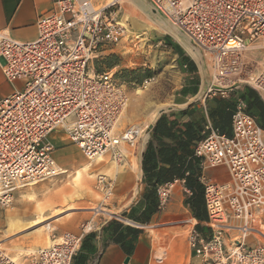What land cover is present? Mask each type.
<instances>
[{"label":"built area","instance_id":"1","mask_svg":"<svg viewBox=\"0 0 264 264\" xmlns=\"http://www.w3.org/2000/svg\"><path fill=\"white\" fill-rule=\"evenodd\" d=\"M122 1L53 0V9L38 19L33 41L0 30V85L14 86L0 99L1 205H11L18 191L57 173L55 133L89 160L115 154L120 163L121 144L136 147L143 139L139 125L122 126L130 104L127 87L114 69L96 68L127 34L118 19ZM146 1L211 57L209 96L227 98L228 90L243 84L264 93V70L246 74L243 60L248 44L264 43V0ZM203 135L195 155L205 169L227 170L229 180L201 179L209 234L191 231L194 264H264V129L238 100L232 135L210 124ZM99 180L105 188V179ZM176 182L157 188L160 210ZM66 236L70 258L65 261L73 264L83 236L77 247L79 238ZM52 249L11 256L0 245V264H52Z\"/></svg>","mask_w":264,"mask_h":264},{"label":"rangeland","instance_id":"2","mask_svg":"<svg viewBox=\"0 0 264 264\" xmlns=\"http://www.w3.org/2000/svg\"><path fill=\"white\" fill-rule=\"evenodd\" d=\"M138 2L144 3L152 16ZM118 12V19L127 27V34L115 51L96 62V68L100 72L114 69L117 78L127 87L130 104L122 126L135 124L142 127L146 119L166 106L172 107L164 110L179 108L189 100L215 98L208 94L213 79L209 54L181 35L157 13L151 12L146 0H123ZM255 45L262 46L264 43L248 44L249 47ZM254 52L243 51L246 74L259 73L264 66V53ZM183 55L195 62V72L182 65ZM13 89V85L2 83L0 98ZM142 142L143 139L135 148H128L130 153L121 163H116L110 155L95 163L68 142L58 147L55 159L64 173L21 189L9 206L0 204L1 247L13 256L23 255L27 250L31 252L51 244L47 225L52 227V233L55 232V240L78 226L74 234L79 237L84 229V226L80 227L82 224L91 222L94 226V218H99L98 223L101 224L119 215L141 192V175L133 168L139 164ZM224 173L216 171L211 175L224 180ZM98 176L105 178V188L99 184ZM176 186L178 188L174 195H170L167 206L150 231L155 246L159 247L160 243V256L166 264H194L196 259L189 245V228L196 229L195 222H189L190 212L184 200L185 193L181 192V184ZM108 191L110 194L104 202L103 195ZM108 211L115 215L111 216ZM65 221L70 227L64 228L67 225Z\"/></svg>","mask_w":264,"mask_h":264},{"label":"crops","instance_id":"3","mask_svg":"<svg viewBox=\"0 0 264 264\" xmlns=\"http://www.w3.org/2000/svg\"><path fill=\"white\" fill-rule=\"evenodd\" d=\"M138 3L150 14L144 3ZM53 7V0H0V30H8L11 36L18 41H33L38 37V19L40 16L50 12ZM150 10L154 12L151 7ZM189 59L193 62L191 58ZM193 64L195 65V62H193ZM200 91H202V89H200ZM12 92L13 90L11 92H6L1 98L10 95ZM189 97H187V99ZM243 97H245V99ZM242 98L247 104L248 113V105L255 101L258 103L257 106H260L262 110H264V94L251 86L240 85L238 88L231 90L227 98L218 97L220 102L214 98L208 100H189L179 108H170L159 113L155 120L145 129L143 137L139 161L142 182L141 192L137 195L136 199L133 200L132 204L119 215H115L111 211H108L111 216L115 215L114 218L106 220L101 224L98 223L99 218L92 219L94 227L83 235L74 264H166L162 256H160V248L157 249V245L155 246L154 244V236L152 231H150V228L153 226L154 221L161 211L158 206L156 212L152 214L148 213L150 205L145 199V194L150 185L144 175V156L150 144H152L151 150L153 151L154 149L155 154L157 156L159 155L155 139L160 138L162 140V146H169L176 154L177 159L182 158V161H194V163H197V167L200 170L197 177L201 185H203L201 182L203 177L211 178L219 182H227L229 180L227 171L223 168L205 169L202 165V161L194 155V148L198 139L204 136L203 133L208 124L218 129L222 134L232 135V116L237 101ZM260 114L261 112L259 115H250L253 116L258 123ZM162 117L166 118L168 126L172 127L173 138H162L154 132ZM188 128H190L191 133L187 131ZM52 140L57 147L64 146L66 142L70 143L67 138L60 133L53 134ZM185 144L188 146L187 148H185ZM161 167L168 168L169 165L158 160L156 170L158 171ZM216 171L225 172L226 179L222 180L216 175H211V173L215 174ZM61 172L64 173L65 171L61 170ZM89 174L92 177L95 176L91 173ZM186 175H189V173ZM175 181H177L176 184H181V192L185 193V189H187L186 179L181 178L174 180V182ZM191 195V191L189 194L185 193V203ZM187 208L190 212L189 222L192 224L195 222L194 225L202 226L203 233L206 235L209 234L207 231L208 229L204 225L208 222L206 204V220L196 219L189 204H187ZM91 217L92 216L87 219L89 220ZM66 223V227H63H70L68 222ZM78 229L79 226L72 228V230L68 232L75 233ZM193 229L194 228H189V231L191 232ZM170 264L175 263L171 262Z\"/></svg>","mask_w":264,"mask_h":264},{"label":"trees","instance_id":"4","mask_svg":"<svg viewBox=\"0 0 264 264\" xmlns=\"http://www.w3.org/2000/svg\"><path fill=\"white\" fill-rule=\"evenodd\" d=\"M182 59H183L182 65L186 66L190 72L193 73L196 71L195 65L193 64L192 61H190V59L187 56L183 55ZM243 98L245 99V97ZM243 98L241 99L242 101H244ZM214 99L220 102V99H218V97H215ZM257 105L258 103L256 101L254 103H250V105H248V111L253 116L259 115V113L261 112L260 120H258V124L262 129H264V110H262V108ZM168 107H172V106L164 107L160 109L158 113ZM187 131L191 133L190 128H188ZM154 132L160 135V137L162 138L163 137L173 138L172 127L168 126L166 118L164 117H162L159 120ZM227 136H231V135L228 134ZM203 138L204 136H201L197 142H199ZM155 140H156V143L155 142L154 143L157 145V151L159 152V155L157 156L155 154L154 149L153 151L151 150L152 144H150L148 151L146 152L144 156V161H143L144 175L150 185V187L147 188L146 194H145V199L146 201L149 202V205H150L148 213L152 214L157 211V208L159 206L157 188L159 186H162L170 182H174V180L176 179L185 178L186 187L192 193V195L187 199L186 203L191 206L193 215L196 219L206 220L207 218H206V212H205L204 188H203V185H201L200 182L198 181L197 176L199 175L200 170L197 167V163H194V161L185 162V161H182V158L177 159L176 154L169 146H162V140L160 138H157ZM187 147L188 146L185 144V148ZM188 154H189V151H188ZM194 155H195V150H194ZM199 159L202 161L201 158ZM158 160L168 164L169 167L168 168L161 167L157 171L156 167H157ZM187 173H189V175H186ZM159 209H160V206H159ZM204 225L206 227V223ZM195 228L197 232L204 234L202 226L195 225Z\"/></svg>","mask_w":264,"mask_h":264},{"label":"bare ground","instance_id":"5","mask_svg":"<svg viewBox=\"0 0 264 264\" xmlns=\"http://www.w3.org/2000/svg\"><path fill=\"white\" fill-rule=\"evenodd\" d=\"M244 50H253V51H255V52H257V53H259L260 52V54H263L264 53V45H262V46H260V45H255V46H251V47H249V46H247ZM191 53H194V52H192V51H190ZM189 52V53H190ZM254 52V53H255ZM264 70V66H263V68L260 70V72L261 71H263ZM243 85H245V84H243ZM249 86V85H248ZM252 87V86H251ZM254 88V87H253ZM255 89V88H254ZM234 90V89H233ZM257 90V89H256ZM231 90H228V94H229V92H230ZM258 91V90H257ZM261 93V92H260ZM263 93V92H262ZM264 94V93H263ZM158 112H155V114L151 117V118H148V119H146L145 121H144V123H143V126L141 127L142 128V130H144L145 129V127H146V125H148L150 122H152L153 120H154V118H155V116H156V114H157ZM136 146V145H135ZM128 148H135L134 147V145L133 146H126L125 144H121V149H122V151H123V153H124V159L126 158V156L130 153V150L128 149ZM108 155H110L111 156V158H113L114 159V161L116 162V163H120L119 161V159L116 157V155L115 154H108ZM106 157V156H105ZM104 157H100V158H96V159H93V160H91V161H94L95 163H98V161H102V160H100V159H103ZM118 165V164H117ZM92 166V165H91ZM90 166V167H91ZM136 172H137V174H141V168H140V164H137L134 168H133ZM57 173H55L54 174V176H52V178L53 177H56V176H59L62 172H61V168L58 166V164H57ZM227 171V170H226ZM52 178H49V179H52ZM101 178H103V179H105L104 177H101ZM100 177L98 176L97 177V180H98V182H100ZM46 180H48V179H46ZM46 180H44V181H46ZM43 182V181H42ZM170 183H174V182H170ZM170 183H167V184H170ZM34 185H36V183H32V184H30V186H34ZM165 185V184H164ZM163 186V185H162ZM172 187L174 188V191H172L171 190V194L173 195L174 193H175V191H176V189L178 188L177 186H176V184H172ZM172 188V189H173ZM181 190H182V188H181ZM186 190L187 189H185V193L187 194V192H186ZM189 191V190H188ZM110 191H108V192H106L105 193V195H103V199H104V202H105V197H107V195H109L110 193H109ZM190 192V191H189ZM206 210H207V208H206ZM160 211H162V210H160ZM82 226H84V229L81 231V234H80V236L78 237L79 239H77V244H75V247H77L78 246V243H79V240H80V238L84 235V234H86L87 232H89L90 230H92V228L94 227L93 226V224L91 223V222H87L86 224H82L80 227H82ZM37 227V226H36ZM37 228H39V227H37ZM195 230V229H194ZM47 231L49 232V234L51 235V244L49 245V246H47L46 248H48V247H53V249H52V264H69V262L68 261H65L66 259L67 260H69V252H70V250H68V247L66 246V245H69V243L67 242V240H66V235H68V236H71V237H73V236H75V234L74 233H67L65 236L64 235H62V236H60L57 240H55V238H56V235H55V232H53L52 233V227L50 226V225H47ZM196 231V230H195ZM196 233H198V234H200V235H202V236H207V235H204V234H202V233H199V232H197L196 231ZM190 237H191V232H190ZM159 240H161V238H159ZM189 240H190V238H189ZM56 242H58V243H56ZM56 244H60V245H62V249L61 250H59L58 248H56L55 246H56ZM65 245V246H64ZM158 248H160V243H159V247ZM38 249H40V248H38ZM37 249V250H38ZM191 249V248H190ZM36 251V250H35ZM7 252V251H6ZM28 252V251H27ZM30 252V251H29ZM32 252H34V251H31L30 253H32ZM37 252V251H36ZM192 252V251H191ZM8 253V252H7ZM8 254H10V253H8ZM11 256H13L12 254H10ZM192 255H193V253H192ZM74 262V261H73Z\"/></svg>","mask_w":264,"mask_h":264}]
</instances>
